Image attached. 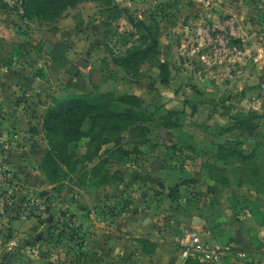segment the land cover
<instances>
[{
	"label": "rangeland",
	"instance_id": "obj_1",
	"mask_svg": "<svg viewBox=\"0 0 264 264\" xmlns=\"http://www.w3.org/2000/svg\"><path fill=\"white\" fill-rule=\"evenodd\" d=\"M22 11L20 0H0V158L19 183L30 184L17 165L28 174L38 170L45 181L31 187L50 200V216L43 219L48 231L38 228L42 236L33 245L26 240L4 246L0 264L16 248L29 264H95L90 229L96 213H107L109 222L126 229L141 205L167 228L177 219L190 224L200 204L240 205L234 191L245 182L264 188L258 176L264 161V0H81L55 17L29 18ZM128 16L150 31L133 27ZM149 35L159 42L156 57L132 58L151 47ZM46 42L59 46L56 62L45 53ZM64 48L71 61L90 63L72 82L62 75ZM158 60L167 63V86ZM69 95L109 99L136 110L140 120L118 140L102 144L92 161L82 158L89 136L70 143L76 169L62 164L50 179L36 168L49 149L42 117L54 99ZM89 128L86 120L82 131ZM94 166L103 168L102 177L109 172L107 183L99 182ZM201 181L206 188L200 192ZM69 187L73 193L67 196ZM64 214L69 222L56 221ZM116 232L105 237L126 239V230ZM95 258L97 264H128L126 245Z\"/></svg>",
	"mask_w": 264,
	"mask_h": 264
},
{
	"label": "crops",
	"instance_id": "obj_2",
	"mask_svg": "<svg viewBox=\"0 0 264 264\" xmlns=\"http://www.w3.org/2000/svg\"><path fill=\"white\" fill-rule=\"evenodd\" d=\"M0 16L2 15L0 14ZM60 24L62 26V23ZM48 30L55 32L53 30H57V28H50ZM60 31L58 30V32ZM65 53V58L68 62L65 64L64 70L74 61H71L69 52L65 51ZM5 155H7L6 152ZM20 164L23 165L24 163L21 162ZM38 165L37 162V169H39ZM17 167L20 169L21 175L26 177V179L28 178L30 182L28 184L25 183L26 181H21L24 185L26 184L25 187L32 188L31 186L42 185L45 181L39 174L36 175L38 170L28 174L20 165H17ZM260 172L261 174L258 176L260 180L264 181V161L263 165L261 164ZM245 183H247V186H244L245 188L241 186L238 188L240 189L239 191H234L240 205L232 207L230 204L231 207L230 205L227 207L224 201L221 204L212 203L208 206L200 204V209L196 211L195 215L193 214L188 218L190 224H184L183 221L177 219L178 223L176 221V225L165 228L161 222L157 221L158 219L156 217H152V209H147V207L141 205L136 207V212H134L130 219L126 220V229L124 224L117 226L109 222L107 220L109 216L107 213L99 214V216L96 213L94 214V219L95 217L97 219L94 220V227L90 229L96 235L94 236L96 240L93 249L95 254L93 255L97 257L98 252L103 250L109 252L111 249L126 245L128 264L131 263V259L134 260V264H184L171 238L173 233L178 231L183 225H192L201 231L204 238L207 239L208 245L219 254V258L214 264H256L257 260L264 256V188L260 189L258 188L260 186L253 185L251 182ZM204 188H206L204 181L198 183L196 187L200 192ZM65 190L67 196L72 195L73 190L71 187L65 188ZM210 195L212 194L209 192L207 200ZM223 195L227 197L230 193L224 192ZM94 206L96 210L98 205L94 203ZM187 208L189 210L191 209L189 206ZM74 214L82 221L84 220V215H82L83 210L77 209ZM104 215L106 219H104ZM209 217H212L213 220L218 218L217 220L219 221L211 222ZM239 222L242 223L241 228L238 226ZM44 227L47 226H44L43 219H19L15 216L8 218L0 217V251L6 245L19 246L20 243L26 240L31 241L33 245L34 239L37 240L36 236L40 233L38 232V228L42 230ZM116 228H118L117 232H125L126 230V239L121 240L115 237H105V234L110 231L111 234L112 232H116ZM237 229H240V234L244 239V245L236 239L235 231ZM6 231H11V234H6ZM46 231H48V227ZM129 233H132L134 237H129ZM93 255L90 256V262L97 264L95 261L96 258ZM83 260L84 258L81 259V262Z\"/></svg>",
	"mask_w": 264,
	"mask_h": 264
},
{
	"label": "trees",
	"instance_id": "obj_3",
	"mask_svg": "<svg viewBox=\"0 0 264 264\" xmlns=\"http://www.w3.org/2000/svg\"><path fill=\"white\" fill-rule=\"evenodd\" d=\"M23 16L32 18V13L36 15L43 14L44 17L49 15L58 16L59 10L68 6H74L81 0H20ZM55 6V9H52ZM20 7V5H18ZM58 7L60 9L58 10ZM128 19L133 27H140L146 31H150L147 24L136 22L131 16ZM151 47L147 49L133 52L132 58H140L148 60L149 57H156L158 52L156 48L159 42L156 36L149 35ZM59 46H55L52 53L53 62L57 60ZM61 55V54H60ZM148 55V56H147ZM59 56V55H58ZM63 67L67 64L65 58V48L62 55ZM158 68L160 69L163 85H169V69L166 62L158 60ZM73 78L69 82H72ZM81 90V88H76ZM120 101H123L121 99ZM86 120H89L90 128L88 133L82 131V126ZM136 110L130 108H120L117 104H112L109 99H92L81 95H69L65 99H54L53 107H47L42 117V131L48 140L49 149L42 157L39 169L53 179L59 173L61 165L65 164L72 170H75L78 161H74L76 153L70 152L68 147L70 143L79 141L83 136L90 137V145L88 150L83 154L84 159L92 161L98 154L102 144L118 140L122 132L135 122L139 121ZM240 126L247 129L256 128L255 125H246L241 121ZM57 136L60 139L55 140ZM103 165V164H101ZM93 170L97 171L96 176H101L103 168L94 166ZM116 173V172H115ZM114 173V174H115ZM109 172L105 171L101 176L100 183L108 182ZM100 178V177H99ZM14 252L15 259L9 262L7 258ZM5 264H29V258L21 254L19 248L8 253L5 257ZM4 264V263H3Z\"/></svg>",
	"mask_w": 264,
	"mask_h": 264
},
{
	"label": "built area",
	"instance_id": "obj_4",
	"mask_svg": "<svg viewBox=\"0 0 264 264\" xmlns=\"http://www.w3.org/2000/svg\"><path fill=\"white\" fill-rule=\"evenodd\" d=\"M50 200L33 188L25 187L13 178L12 170L0 158V217L19 219H44L50 216ZM65 215V214H64ZM68 215L56 221L69 222ZM58 218V217H57ZM64 220V221H63ZM79 227V224H76ZM171 241L176 246L184 264H214L219 254L209 245L201 231L192 225H183L173 233ZM256 264H264V256Z\"/></svg>",
	"mask_w": 264,
	"mask_h": 264
},
{
	"label": "water",
	"instance_id": "obj_5",
	"mask_svg": "<svg viewBox=\"0 0 264 264\" xmlns=\"http://www.w3.org/2000/svg\"><path fill=\"white\" fill-rule=\"evenodd\" d=\"M3 22H5V19H4V17L0 16V23H3ZM54 48H55V46L51 42H46L45 48H44L45 53H47L49 55L52 54ZM89 69H90V63L87 60H85L83 58H77L65 68L62 75H63V77L70 79L72 77H75L81 71L87 72ZM166 130H167L166 127H164L162 129V132H161L162 139H164V137H165V131ZM154 164H155V169H158L159 161L157 159L154 161ZM238 226H239V228H241L242 223L239 222ZM46 230H47V227H44L42 229V232H45ZM42 232L36 236L37 240H39L41 238ZM235 235H236L237 241L239 243H241L242 245H244V239L240 234V229H237L235 231Z\"/></svg>",
	"mask_w": 264,
	"mask_h": 264
},
{
	"label": "flooded vegetation",
	"instance_id": "obj_6",
	"mask_svg": "<svg viewBox=\"0 0 264 264\" xmlns=\"http://www.w3.org/2000/svg\"><path fill=\"white\" fill-rule=\"evenodd\" d=\"M12 258L15 259L14 252L8 256L7 261L9 262Z\"/></svg>",
	"mask_w": 264,
	"mask_h": 264
}]
</instances>
